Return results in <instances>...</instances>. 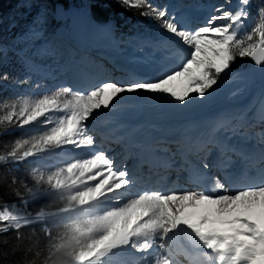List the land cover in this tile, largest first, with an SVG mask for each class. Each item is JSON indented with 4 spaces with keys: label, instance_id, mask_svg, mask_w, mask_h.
Masks as SVG:
<instances>
[{
    "label": "snow or ice",
    "instance_id": "6c2138e0",
    "mask_svg": "<svg viewBox=\"0 0 264 264\" xmlns=\"http://www.w3.org/2000/svg\"><path fill=\"white\" fill-rule=\"evenodd\" d=\"M119 2L142 9L140 15L163 30L159 40L138 46L141 53L159 61L179 55L181 62L151 78L131 73L125 80L108 79L63 100L71 88L17 97L19 106L5 103L0 134L33 127L0 148V167H35L26 178L11 177L24 192L15 190L19 204L0 207V235L16 231L19 239L21 228L40 224L45 235L60 240L53 245L59 264H264V169L255 177H243L239 187H230L209 175L210 165L204 162L194 180L202 190H137L127 164L117 165L114 156L99 148L89 127L126 96H166L182 106L208 99L238 58L250 59L264 75V8L257 10L251 31H245L251 0H238L234 11L217 7L219 15H210L195 28L149 0ZM51 113L63 115L53 118ZM252 113L255 119L241 111L216 121L205 147L216 144L226 155L234 149L218 142L217 133L246 137L256 122L264 126V92ZM255 135L264 146V127ZM83 149L89 154L81 156L78 150ZM53 155L67 162L47 166ZM259 158L264 162V150ZM36 203L40 206L34 212L31 205Z\"/></svg>",
    "mask_w": 264,
    "mask_h": 264
},
{
    "label": "bare ground",
    "instance_id": "6f19581e",
    "mask_svg": "<svg viewBox=\"0 0 264 264\" xmlns=\"http://www.w3.org/2000/svg\"><path fill=\"white\" fill-rule=\"evenodd\" d=\"M193 1V0H192ZM186 2H190V0H183L182 4L184 5H190L185 4ZM195 1L192 2V8L190 12V16H194L190 20V27H193L202 24L204 21V18L206 16L218 13L213 10H211L209 13L204 11L201 4L203 2H197L194 4ZM238 3V2H237ZM196 5V6H194ZM201 8V9H200ZM203 11V12H202ZM203 14H202V13ZM66 18H71L70 22L71 25H75V29L80 27L76 22L82 20L84 23H87L90 26L89 33H98L97 30L98 24H94V22L90 19L87 11L85 8H80L76 11H73L72 13L66 12ZM182 17V16H181ZM182 18H188L186 15ZM189 19V18H188ZM201 22V23H200ZM225 23V22H224ZM63 30L61 31L60 36L64 39L73 40L74 37L70 35V32L67 30L70 29V26L66 24ZM107 25V23H100L99 24V30H102L104 32H108L104 26ZM200 26V25H199ZM116 29L111 28V34L112 31ZM28 31V28L24 27L21 30L20 37L26 39V33ZM117 31V30H116ZM25 35V36H24ZM95 36V35H94ZM117 37L119 41L116 43L111 44L108 34L102 33L101 36H96L93 38L92 41H87L85 44V48H89V52H85V49L80 50L77 47L73 48V51L75 52L77 56L76 64L73 67L71 64L68 66H64V68L60 66H54L53 60H51V56H53L52 53L50 55H46L48 52L45 51L44 47H35L31 53H38L40 55L41 62L40 63V73L34 72L33 75L36 78L33 82L32 86L34 88H39L40 86L49 87L48 83L51 81L50 88H47L49 91L45 94L52 95L59 89H62L59 83L57 82L54 85V81H61L63 80V83L69 85L68 88L71 87L72 91H75L76 93H83L92 87L100 84L101 82H104L108 79H117V80H125L129 74H124L123 72H119V70H122L126 68L124 65H119L117 63H114V58L111 55L113 52V48L117 45L120 48V55L123 56L124 60H120L125 64L127 67L131 66L134 68L139 69V72L142 68L145 69V72L142 74H150L154 75V71H150L151 64H148L143 66L141 62L143 63L146 60H143L139 54H135L134 52L136 50H139L138 46H141L144 44L145 41H147V37L149 35H145V37H132L131 39L136 42L133 46L131 51H127V49L124 52V48L127 42V37L123 35H114L113 37ZM154 37H157L156 39H153ZM151 38H148V41H156L159 40L157 36H154ZM35 38H28L24 42L19 43V45L23 48V51L30 48L31 41H34ZM113 39V38H112ZM108 43V45L112 49H107L104 45ZM62 43V42H61ZM34 45V44H33ZM130 45V44H129ZM127 48V46H126ZM138 48V49H137ZM118 48H116L117 50ZM52 50V49H51ZM28 51V50H27ZM140 51V50H139ZM30 52V51H28ZM95 52H98L99 55H96ZM46 57H44V54ZM131 53V54H130ZM42 54V55H41ZM73 56L75 58L76 56ZM118 55V56H119ZM144 56L145 53L143 54ZM174 56V60L176 63L179 61L180 56L176 55ZM172 57V56H171ZM129 61V62H127ZM155 60H152V65H155ZM181 62V60H180ZM179 62V63H180ZM131 63V65H130ZM160 61H157V65H155L154 69L155 72L158 70V66H160ZM178 63V64H179ZM59 65V64H58ZM174 66H170L169 70ZM120 67V68H119ZM153 68V67H152ZM46 73H45V72ZM138 71V70H137ZM139 72H135L139 74ZM119 74V75H118ZM131 74V73H130ZM119 76V77H118ZM143 76V75H142ZM118 77V78H117ZM242 77V78H238ZM140 78V77H138ZM253 79V73L252 70L245 67L242 70H239L236 72L231 78H228L227 80H224V82L218 83V86L215 87V91L212 92V95L208 99L200 100L199 98L193 100L191 103H188L187 105H179L175 101L171 100L169 97L163 96L160 101H154L152 104H148V100L153 98L152 95L142 96L141 94L139 97L137 96H127L123 100L122 103H120L115 109H113L110 112H101L100 116L97 117V119L93 120L90 124L91 134L94 136L96 140V144L99 148H103L108 153L115 154V156H118L120 159L124 154L122 153V150L119 148V142L122 139H129L131 146L134 147L137 140L130 138V136H136L137 134L132 133L131 130H126V133L122 132V128H119L117 123L126 124L127 122L131 125L137 124V121H139L140 113L143 110L145 111V114L147 118H142V120L139 122V126H144L141 128V132L145 133L148 130H152L154 134L156 132H159L160 134H168V130H177L178 133H182L185 130H193L190 131V137L191 140L188 143L186 140H177L180 145L176 147V145L171 144L168 148L167 144L164 143L163 149L169 150V154L173 156V158H176L175 152L179 151L183 153L184 155L192 154L193 156H201V158L209 159L208 155L213 153L217 156H226L225 154H222L219 147L216 146V144L213 143H207V146L205 147V143L209 140V138L212 136V129L216 121L239 113L241 111L247 112L250 116H253L252 110L254 108L258 107V100L261 96V93L264 92V90L260 89L259 87L255 86L252 82ZM98 81V82H97ZM82 86V89H81ZM41 95V96H43ZM74 95V93H70L67 97H61V99L65 98H71V96ZM194 95V94H193ZM160 97V96H157ZM143 114V113H142ZM144 114V115H145ZM139 116V118H138ZM206 117L205 120H197V117ZM104 118L103 120L101 119ZM134 117H136V120H134ZM187 117V118H186ZM253 119L255 117L253 116ZM127 121V122H126ZM131 127V126H129ZM262 126L259 122H256L254 124V127L249 129V134L247 136L251 137L253 140V143L256 146V153L255 158L260 157V153L262 150H264V146L259 145V137L255 135L256 133H259L262 130ZM140 130V128H139ZM102 134H106V136H103ZM227 137H230L229 139H224L222 136H217V141L222 142L226 145H230L231 141L233 139V143H236L240 145L241 147L244 146L247 142L242 141L240 139H236L237 136H232L231 134H226ZM152 140V139H151ZM173 140L169 141V143H172ZM79 154L81 156L88 155L90 150L89 149H83L78 150ZM234 151H231L228 154V157L230 159H233L236 154H233ZM223 157V158H224ZM198 158V157H197ZM126 158L122 161V163H125ZM121 164V163H120ZM117 165H119L117 163ZM264 168V162L261 164ZM164 170H159V173H162ZM134 178L137 180V183H140L141 189H144L142 185H145L147 189L151 188H158V185L156 181H147L146 179L142 178L140 175H134ZM184 183L181 185V183ZM177 182H167L165 187L169 190L173 189H190L195 190V185H191L189 182H185L182 180ZM176 183L179 185V188H176ZM164 187V188H165ZM137 188L140 189L139 186ZM163 188V189H164ZM198 191V190H196ZM118 259V258H117ZM112 264H117V260H114Z\"/></svg>",
    "mask_w": 264,
    "mask_h": 264
},
{
    "label": "rangeland",
    "instance_id": "374dc122",
    "mask_svg": "<svg viewBox=\"0 0 264 264\" xmlns=\"http://www.w3.org/2000/svg\"><path fill=\"white\" fill-rule=\"evenodd\" d=\"M83 1L85 2L97 1L99 3L109 2L119 8H123V9L127 8L126 6L122 5L119 2V0H83ZM177 1L179 5H182L181 4L182 1L180 0H177ZM197 2L198 1H195L194 4ZM237 2L238 0H204L203 4L201 5L202 7L204 6L203 10L208 13L211 10L214 11L215 8L220 7V6H223V10H233L234 11L238 7ZM189 3L191 4L186 9L180 10L179 8V11H178L177 6L174 5L173 0H165L164 7H167L170 12H174L177 15V17L182 18L183 16L186 15L185 13L189 12L188 10H190V8L191 10L192 8H196V7H192L193 6L192 0H190V2H186L185 4H189ZM198 4L199 3H197L196 5ZM79 7L85 8L84 6H72V7L65 8L62 6L61 3H59L56 0H48L45 3L41 2L40 0H15L13 5L7 11V13L0 15V77L4 75L7 76V79L0 78V115H3L8 110V108L4 107L5 103L9 105V107L13 103H16L17 106H19L21 101L17 100L16 99L17 97H25V96L42 97L41 95L49 91L47 88H50L52 80L48 83L49 87L40 86L39 88L36 89L32 86L33 82L36 79L33 73L34 72L40 73V63H42L40 59V55H38L37 52L31 53L35 47H44L45 51L48 52L46 55L48 54L50 55V52L53 51L52 53L53 56H51L50 59L53 60L55 67L56 66L66 67L69 64V63H66L62 65V62H61L62 57L59 54V52L56 51L55 49L53 50L52 48H50V45L51 47H54L55 43H54V40L52 39L53 36L49 37L47 28L51 21H58V22L66 21L65 20L66 12L72 13L73 11L80 9ZM215 14L219 15L218 13H215ZM209 16H206L204 18V21L202 22V24L206 21V19ZM120 17H121L120 14H116V17L112 19H108L104 22L108 21L107 25L110 27V29L111 28L116 29L118 33L117 35H120V36L123 35L124 37L125 36L127 37L126 45H124L125 47L127 46V51L128 50L131 51L133 46L136 43L131 39L132 37L137 36L138 38L139 37L141 38L143 36L145 37V35L148 34L149 37L146 38L147 41H148V38H150L151 40L152 37L157 36V35H158V38H161V33L163 30L158 28V24L156 21L140 15L139 17H126L123 22L122 21L117 22V20ZM187 17L189 19L182 18V20L185 24L190 26L189 20L194 18V16H191V18L189 16ZM254 22H255L254 18L250 16L248 21L246 22L245 31H251L252 27L256 23ZM127 23H130V26H126ZM217 23L219 24V23H224V22L218 21ZM202 24H198L194 26V28L198 27L199 25L201 26ZM65 25L59 27L58 31H63V27H65ZM24 27L28 28V31L25 34L26 39L23 40V38L20 37V34H21L20 32L22 28ZM32 32H37L38 34L35 36H32L30 34ZM35 37L36 39L34 41H31L30 43L31 46L29 49H27L30 52H28L27 50L23 51V48L19 45V43L24 42L28 38H35ZM108 38L111 44L112 42L116 43L117 41H119L116 36L111 37L108 35ZM156 38L157 37H154L153 39H156ZM104 45L106 46L107 49L108 48L112 49L109 46L110 44L108 45V43L106 44L104 43ZM116 48H118L117 45L113 48V52L118 51V49L116 50ZM146 51L148 50L146 49ZM131 53H133V51H131ZM134 53L139 54V56L141 57L143 56L144 59H148L147 56H144L143 55L144 53H141L139 50H136ZM43 54H44V57H46L45 53ZM157 55L159 54L157 53ZM153 59L154 58L149 59L148 62L152 64L153 62L151 60ZM242 67L244 68L245 65ZM234 74L230 75L228 72L225 74H222L221 75L222 80L220 82L221 83L224 82V80L231 78ZM58 82H61V81H58ZM55 84L56 83H54V85ZM73 93L76 94L75 91H72V94ZM147 95L149 94H143L142 96L146 97ZM161 98H163V96H160V97L154 96L151 99H156L154 101H157V100L160 101ZM49 115L55 118L57 116L63 115V113H51ZM205 118L206 117L198 116L197 120L198 121L205 120ZM32 127L33 126H28V128L26 129L29 130ZM24 135H17L14 137H9L7 141H4L3 143H1L0 148H3V146L5 145H10V143L13 140L17 139L18 137L24 136ZM57 151H60V150H57ZM66 162H67V159L65 157L59 156V155H53V156H50L45 161V164L50 167H57L62 164H65ZM33 167H35V165L29 167L28 170L24 169L22 171V170H17L16 166L12 165L11 168L13 171L11 172V174L17 177L26 178L28 176L30 169ZM20 188H21V191L24 192V189L21 186ZM19 203L20 201L15 204H19ZM8 205H11V204H8ZM39 206L40 204L36 203L34 205H31V208L35 212ZM36 230L38 233L42 234L44 237H48L47 235H45L43 231H41V225L36 227ZM56 231L57 230L53 228L54 235ZM47 242L49 244L48 245L49 248H54L53 245L60 243V240L48 237Z\"/></svg>",
    "mask_w": 264,
    "mask_h": 264
},
{
    "label": "trees",
    "instance_id": "16d2710c",
    "mask_svg": "<svg viewBox=\"0 0 264 264\" xmlns=\"http://www.w3.org/2000/svg\"><path fill=\"white\" fill-rule=\"evenodd\" d=\"M14 1L15 0H0V15L7 13ZM40 1L45 3L48 0ZM56 1L61 3L65 8L72 6H84L93 20L103 23H107L108 21H104L116 17V14H120L121 16L117 22H123L126 17H139L140 12L142 11V9L128 7L126 9L119 8L109 2H85L83 0ZM149 2L159 8H163L165 6V0H150ZM260 8H264V0H251L250 16L254 18L255 22L257 10ZM62 24V22L51 21L47 28L49 37H52L51 34L57 31ZM52 39L54 40V48L56 51L63 52V43H61L58 39ZM245 61L246 58H238L233 64L230 72H235L240 69L242 70V66L245 65ZM3 127L5 126H0V131H2ZM27 132L28 129L26 128H17L8 134H0V147L1 143L7 141L9 137L24 135ZM11 166L12 164L0 167V207L20 201V198L15 195L16 189L21 191L20 185L11 183V177L14 176L11 174L13 171ZM15 166L17 170L23 171L24 169L28 170V168L34 166V164L24 163ZM38 226H40V224H34L30 227L21 228L19 239H17L16 231H10L6 234L0 235V264H59V254L55 253L54 248H49V244L47 242L48 237H44L42 234L37 232L36 227ZM33 229H35V231H33Z\"/></svg>",
    "mask_w": 264,
    "mask_h": 264
},
{
    "label": "water",
    "instance_id": "95a60500",
    "mask_svg": "<svg viewBox=\"0 0 264 264\" xmlns=\"http://www.w3.org/2000/svg\"><path fill=\"white\" fill-rule=\"evenodd\" d=\"M245 66L252 70L253 79L252 82L255 86L259 87L260 89L264 90V75L261 74L258 67H255L250 59L246 58Z\"/></svg>",
    "mask_w": 264,
    "mask_h": 264
}]
</instances>
